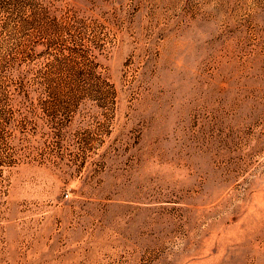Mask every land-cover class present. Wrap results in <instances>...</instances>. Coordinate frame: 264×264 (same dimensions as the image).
Wrapping results in <instances>:
<instances>
[{
  "label": "rangeland",
  "instance_id": "1",
  "mask_svg": "<svg viewBox=\"0 0 264 264\" xmlns=\"http://www.w3.org/2000/svg\"><path fill=\"white\" fill-rule=\"evenodd\" d=\"M0 264H264V0H0Z\"/></svg>",
  "mask_w": 264,
  "mask_h": 264
}]
</instances>
